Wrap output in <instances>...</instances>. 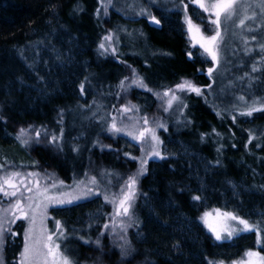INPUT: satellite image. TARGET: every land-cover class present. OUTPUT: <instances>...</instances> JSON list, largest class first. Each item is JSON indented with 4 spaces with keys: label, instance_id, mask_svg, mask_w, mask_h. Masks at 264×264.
Listing matches in <instances>:
<instances>
[{
    "label": "trees",
    "instance_id": "16d2710c",
    "mask_svg": "<svg viewBox=\"0 0 264 264\" xmlns=\"http://www.w3.org/2000/svg\"><path fill=\"white\" fill-rule=\"evenodd\" d=\"M132 2L134 10L136 2ZM161 5V9H152L161 25L141 18L137 23L139 48L127 53L119 43L134 20L127 9L112 5L105 15L100 0H0V117L4 118L0 120V165L6 164L9 151L17 150L41 176L54 173L68 183L86 177L87 172L101 180V191L107 187L118 192L123 180L139 167L138 161L124 153L141 156L122 134L106 131L112 116L122 117L121 102L139 105L140 115L159 119L167 127V131L158 129L167 158L149 160L148 172L139 178L133 208L137 223L126 234L118 228V235L103 229L105 223L111 224L113 207L102 196L79 200L58 214L70 233L68 255L78 264H145L146 258L149 264H215L219 259L241 257L255 247L254 233L216 241L200 219L214 207L264 226V112L235 122L230 118L239 112L233 102L242 103L239 110L250 102H264V85L243 82L252 75L259 79L264 65L253 73L246 61L228 67L224 75L217 72L218 67L213 82L207 75L213 65L201 55L199 46L192 47L182 8ZM193 15L196 22L206 17ZM109 33L113 40L103 41ZM102 41L106 52L99 49ZM149 50L152 54L148 56ZM188 52L193 54L191 59ZM255 54L261 60V54ZM235 56L228 59L236 62ZM132 69L155 92L174 89L187 79L201 87L204 95L177 93L187 107L174 104L165 112L163 101L150 92L153 100L147 107L137 96L140 88L122 92L117 87L125 77L132 78ZM227 78L234 83L224 90L220 84ZM82 82L83 95L79 91ZM210 83L211 92L206 87ZM241 96L243 101H239ZM20 128L33 136L36 129L58 134L63 128L62 150L43 137L39 144L21 146L15 139ZM250 131L256 137L251 143ZM103 170L118 174L119 179L113 177L112 185H107L100 176ZM193 195L202 199L193 201ZM23 225V221L13 225L21 235L9 239L6 264H17ZM101 231H105L103 252L94 243L79 239L95 241ZM120 235H126L135 249L124 261L117 247L123 243Z\"/></svg>",
    "mask_w": 264,
    "mask_h": 264
},
{
    "label": "snow or ice",
    "instance_id": "6c2138e0",
    "mask_svg": "<svg viewBox=\"0 0 264 264\" xmlns=\"http://www.w3.org/2000/svg\"><path fill=\"white\" fill-rule=\"evenodd\" d=\"M112 4V0H101V7L104 14H108V7ZM193 5L200 12L206 14L207 23L211 27L212 34H206L200 24L193 21L188 15L189 5ZM180 6L184 13V23L187 26V32L192 43V47L199 46L202 49L201 55L205 60H210L212 67L207 69L209 79L214 82V73L221 64L225 36L232 26L238 28H247L249 32H255L256 28L248 25L246 22H256L259 16H264V0H180ZM259 9V13L256 11ZM100 9H97V15ZM139 15H148L152 24L161 25V20L155 15L146 12L141 8ZM260 27H264L261 23ZM113 35L109 34L103 37V41H112ZM252 41H256L257 37L253 35ZM99 44V49L107 51L104 42ZM249 41L244 39V44L247 46ZM255 51L245 47V54ZM259 53L261 54V64H264V43H259ZM103 54V53H102ZM115 54V49H113ZM188 57L192 58V52L187 53ZM261 69L253 64L252 72L260 71ZM247 76L248 74L245 73ZM87 79V78H85ZM126 84V81H129ZM251 86V85H250ZM122 92L128 91L132 87L141 88L147 92H152L157 99L163 101L162 107L165 112L173 108L174 104L182 108H186L187 104L177 93H195L196 96H203V89L191 80L183 79L175 85V88H166L162 93L155 92L145 83L143 77L139 76L135 69H132V78L125 77L117 86ZM208 89L212 88V84L206 85ZM81 95L85 92V84L82 82L79 85ZM241 101L244 97H239ZM207 102V101H206ZM95 103V101H94ZM99 107V106H98ZM122 115L126 116L128 122L120 121L116 116L111 117V122L108 123L106 131L112 135H120L129 137L140 145L141 156H132L125 152L124 155L133 161H138L139 167L136 172L127 176L123 183L119 185L118 192H110L107 187L105 190H100L101 180L97 176H89L87 172L84 175L86 180L73 179L72 185H65L63 180L55 177L54 173H46L41 176L39 172L23 173L21 171L12 170L0 175V196L8 200L7 206H0V264H6L4 252L9 239L15 238L21 233L13 229V225L17 221L26 222V227L22 231V247L19 251L17 264H78V262L68 255L67 249L62 248V243L68 239L67 228L62 220L56 219L49 214L50 209H64L75 202L86 199L91 196H102L106 204H111L113 212L110 215L111 224L105 223L103 229L110 231L113 235H118L116 229L120 233L127 232L129 227L134 223L133 208L137 198L139 178L146 175L148 172L147 164L149 160L156 158L160 160L166 159V155L162 151L163 141L157 134L158 129L167 131L166 125L159 119L150 118L145 115L136 116L135 113L141 111L140 106L132 104L131 101L121 105L118 110ZM256 112H264V102H253L244 110L239 112L240 116L250 117ZM133 113V115H127ZM95 116L96 113H93ZM217 115H220L218 112ZM0 117V120H3ZM233 122L236 116L232 117ZM58 121V123H61ZM215 131V130H213ZM219 135V133H217ZM42 137L47 140L48 144L56 146L58 150H62V141L64 130L61 128L59 133H49L46 128L36 129L34 136L29 133L28 129L20 128L15 139L18 140L21 146L28 147L33 143L39 144ZM203 139V136L201 137ZM256 139L255 135L249 132V143ZM111 147V146H106ZM73 151L78 152V147H73ZM219 152L220 149H217ZM219 163V161H217ZM4 165H0L3 169ZM107 185H112L113 177L119 179L118 174L103 170L100 173ZM43 181V183H42ZM50 181V182H49ZM70 188V191H61V189ZM193 201H200V195H193ZM264 215V214H262ZM213 218V219H210ZM208 230L212 233L216 241L225 239L231 240L242 233H254L255 245L260 250L248 249L239 260H233L231 264H264V226L260 222H251L240 215L231 211H221L214 209L213 212H204L200 217ZM53 222V227H48V221ZM138 226V224H137ZM105 231H101L95 241L85 240L79 237L85 244L94 243L97 249L103 252L101 237L105 235ZM120 240L123 243L117 245L119 248L121 261L127 260L135 249L131 247V241L126 238V235H120ZM178 247V245H174ZM99 259V258H97ZM145 264H149L147 258ZM209 264L214 262L209 261ZM215 264H224V261L215 262Z\"/></svg>",
    "mask_w": 264,
    "mask_h": 264
},
{
    "label": "rangeland",
    "instance_id": "374dc122",
    "mask_svg": "<svg viewBox=\"0 0 264 264\" xmlns=\"http://www.w3.org/2000/svg\"><path fill=\"white\" fill-rule=\"evenodd\" d=\"M133 1L136 2V5H135L136 7H135L134 10L131 9L132 7H134L132 0H112V4L110 5V6L114 5L115 7L117 5L118 7L121 8L120 9L121 11L124 10V9H127L129 11V13L131 12L129 18L134 19L133 21L130 22V28H129L128 33L123 32L122 35L120 36L121 38H119L120 39L119 43L120 44L122 43V45L124 47L123 50L125 52H127V53H129V51L133 52L134 51L133 49L136 50V48H139L138 47V41H139L138 31H139V29H138L137 23L138 22L140 23V19L141 18H149L148 15H139L141 8H144L146 10V12L152 14L153 13L152 9H161L160 8L162 6L161 3L166 4L169 9H173L175 7H181L180 6V0H133ZM185 2L187 3L188 0H185ZM100 4H101V0H100ZM109 7H108V10H109ZM189 7H192V13H191L192 17L194 16L193 14L195 12L199 13L201 16L205 15L204 13L200 12L198 9H196L191 4L189 5ZM256 11L259 13V9H256ZM191 14H190V16H191ZM201 19H204V20H199L198 22H196L194 20L193 21L195 23H197V24H200L202 29L205 31L206 34H212L211 33V27L207 23V17L201 18ZM246 23L248 25L252 26L253 28H256V31L255 32H249V31H247V28H243L242 29V28H238V27L232 26L229 29V31L226 34V36H225V45H224L223 57H222V61H221V64L219 66V69L217 71L221 75H224L226 73L228 67H230V66H232V67L241 66L246 61L250 62L251 70H252L253 64H256L257 67H261V66L264 65V64L260 63L261 60L258 59L256 54H255L256 52H259V43H264V27H260L261 23H264V16H259L255 23H253L252 21H248ZM122 25H124V24H122ZM253 35H255L257 37L256 41H252L251 40V37ZM244 39H247L249 41L247 46H245V44H244ZM245 47L250 48V49H255V51H253V52H251L249 54H245ZM200 51L202 52V50H200ZM146 53L149 56L150 54H152V51L149 50ZM227 55L230 56V57H232V56L234 57L236 55L235 56L236 57L235 58L236 62H231L232 59H228ZM153 68L157 69V65L153 64ZM238 80H240V79H238ZM243 82H244V84H248V83L249 84L250 83L255 84V83H258L259 86L260 85H264V71L261 73L259 79L257 78L256 75H252V76H248L246 78V80H244ZM232 83H234L232 81V79H228L227 78V81L226 82L225 81L222 82V85L220 84V86H221V88H224V90H227L232 85ZM209 91L211 92L212 88L209 89ZM137 96L142 97V99L144 100L143 101L144 103L141 102L142 105H146L148 107L152 103L153 95L150 94V92H147V91H145V90L140 88V91L137 92ZM239 101H241V100H239ZM128 102L125 100V101L121 102V105H124V104H126ZM235 103L233 102V105H236L238 107V111L239 112L241 110H244L248 105L253 104V102H250V103L246 104L245 106H242L243 108L239 110V107L242 105V103H239V102L237 104H235ZM121 105H120V107H121ZM140 109H141V107H140ZM239 112L235 113V114H232V115L230 114V118L232 119L233 116H236V119L247 117V116H240ZM127 115H133V113H129ZM135 115L137 117L140 116V112H139V115H137V113H135ZM176 118H180V115L177 114ZM121 120L124 121V122H128L127 119H126V116H124V115H122V117L118 120V122H120ZM157 134L159 135L160 139L163 141L162 135L159 133L158 130H157ZM124 139H125L126 144L129 147H131V148H133V149L138 151V155L139 156L142 155L141 152H140V145L139 144H137L135 141H132L127 136H124ZM162 151H163V153L165 151L163 149V146H162ZM7 158H9V159L6 162L4 160V162L6 164H1V165H4V168L0 169V175H3L5 172L12 171V170L21 171L23 173H28V172L35 171L34 168H31L29 163L27 164V162L24 161L21 158V156L18 154L17 150L9 151V153L7 154ZM35 172H38V171H35ZM43 174H45V173H43ZM86 179H87V177H82V178H80L78 180H86ZM42 183H43V181H42ZM72 184H73V181H69L68 183H65V185H72ZM70 190H71L70 188L61 189V191H70ZM7 203H8V200L5 199L3 196H0V206H7ZM217 208L220 209L221 211H228V210L220 208V207H214V208L208 209L206 211L211 213V212H213L214 209H217ZM64 210L65 209H50L49 210V214L51 216L55 217L56 219L62 220V218L59 217L58 214L61 213V211H64ZM112 210H113V208H112ZM237 215H239V214H237ZM244 218H246V217H244ZM210 219H213V218L210 217ZM246 219H249L251 222H254L250 218H246ZM23 223H24V225H23V228H24L27 225H26V222L23 221ZM53 226H54L53 222L51 220L48 221V227L51 229ZM244 234H246V233H242L239 236H242ZM67 235L69 237L70 233L67 232ZM239 236H237V237H239ZM237 237H234L233 239H235ZM227 240L228 239H225L223 241H227ZM62 248H66L67 251L69 252L70 245H69V240L68 239L62 243ZM248 249L260 250L256 245H255V247L248 248ZM248 249H246V250H248ZM243 255L241 257L230 259V260H228V259H219L216 262L224 261V264H231V262L233 260H239V259H241L243 257Z\"/></svg>",
    "mask_w": 264,
    "mask_h": 264
}]
</instances>
